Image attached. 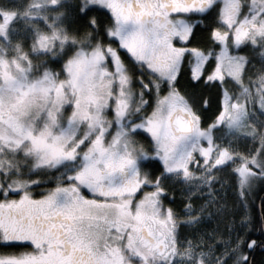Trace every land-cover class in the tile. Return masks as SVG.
<instances>
[{
    "label": "snow or ice",
    "instance_id": "obj_1",
    "mask_svg": "<svg viewBox=\"0 0 264 264\" xmlns=\"http://www.w3.org/2000/svg\"><path fill=\"white\" fill-rule=\"evenodd\" d=\"M258 181L264 0H0V264H264Z\"/></svg>",
    "mask_w": 264,
    "mask_h": 264
},
{
    "label": "trees",
    "instance_id": "obj_2",
    "mask_svg": "<svg viewBox=\"0 0 264 264\" xmlns=\"http://www.w3.org/2000/svg\"><path fill=\"white\" fill-rule=\"evenodd\" d=\"M258 188H259V190L257 189L256 193L253 192L252 197L250 198L251 204H250V207L248 209L250 215L254 218V220H259L256 203H257V200L259 198V194L261 192H264V188L261 189L260 186H258ZM226 199L228 200L229 204L231 205V203L235 200V196L228 193L226 196ZM256 235H257V238H259V232H257ZM262 256H264V254H262L260 251H258L254 254V259L257 262H259V260L261 259Z\"/></svg>",
    "mask_w": 264,
    "mask_h": 264
},
{
    "label": "flooded vegetation",
    "instance_id": "obj_3",
    "mask_svg": "<svg viewBox=\"0 0 264 264\" xmlns=\"http://www.w3.org/2000/svg\"><path fill=\"white\" fill-rule=\"evenodd\" d=\"M256 62H257V64L259 63V58H258V57H257V61H256ZM258 186H260V188L263 189V188H264V181H258V182L254 185V190H253L254 193L257 192V191H256L257 189L259 190ZM261 189H260V190H261ZM226 191H227V194L230 193L231 195L235 196V193L232 191L231 188L227 189ZM253 192H252V194H253ZM261 196H264V192H261V193L259 194V198H258L257 203H256L257 211H258V218H259V219H260V217H261V211H262V209H261V204H260ZM259 238H260V237H259ZM259 238H258V239H259ZM258 251H259V250H257V252H258Z\"/></svg>",
    "mask_w": 264,
    "mask_h": 264
}]
</instances>
